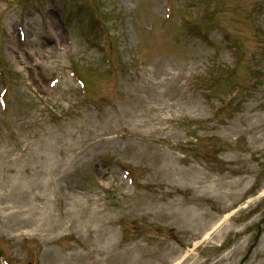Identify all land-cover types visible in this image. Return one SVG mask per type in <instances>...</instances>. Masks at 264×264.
I'll use <instances>...</instances> for the list:
<instances>
[{
	"label": "rangeland",
	"instance_id": "374dc122",
	"mask_svg": "<svg viewBox=\"0 0 264 264\" xmlns=\"http://www.w3.org/2000/svg\"><path fill=\"white\" fill-rule=\"evenodd\" d=\"M11 1L0 0L9 89L0 108V254L11 264H173L185 254L181 264H238L264 213V0L175 5L174 16L181 8L199 19L218 51L177 19L163 23L160 0H82L81 10L58 0L44 22L41 1ZM96 5L109 15L107 41L90 46L84 23ZM222 34L260 57L254 87L246 64L215 83L218 63L224 74L234 62ZM72 65L86 96L67 78L49 86ZM236 86L241 97L220 98ZM246 264H264V232Z\"/></svg>",
	"mask_w": 264,
	"mask_h": 264
}]
</instances>
